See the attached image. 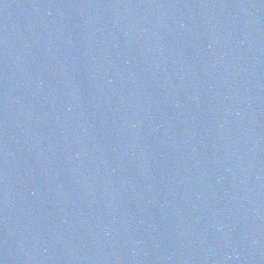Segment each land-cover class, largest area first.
Listing matches in <instances>:
<instances>
[{"label":"water","instance_id":"obj_1","mask_svg":"<svg viewBox=\"0 0 264 264\" xmlns=\"http://www.w3.org/2000/svg\"><path fill=\"white\" fill-rule=\"evenodd\" d=\"M0 264H264V0H0Z\"/></svg>","mask_w":264,"mask_h":264}]
</instances>
